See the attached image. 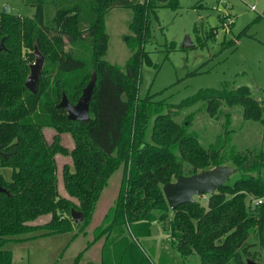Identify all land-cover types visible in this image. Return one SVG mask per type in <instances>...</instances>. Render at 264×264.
Returning <instances> with one entry per match:
<instances>
[{"label": "trees", "instance_id": "16d2710c", "mask_svg": "<svg viewBox=\"0 0 264 264\" xmlns=\"http://www.w3.org/2000/svg\"><path fill=\"white\" fill-rule=\"evenodd\" d=\"M86 3V9L78 4L59 8L46 23L43 0H36L31 18L0 12L5 48L0 52V264H11V253L3 249L8 242L71 231L75 225L71 210L81 213L77 226L84 229L108 178L119 167L116 197L93 231V242L104 236L99 264H154L140 251L137 239H149L150 226L157 222L165 224V243L177 259L194 255L197 264L256 261L247 239L252 231L264 248V182L247 172L257 163L264 164V150L229 155L231 168L240 175L207 196L205 207L193 200L170 211L161 192L163 184L179 175L224 162L223 146L204 148L187 133L184 123L161 111L163 102L152 101L150 95L137 96L141 64H150L143 50L149 37L148 20L155 17L157 8L177 9V0ZM112 7L132 13L131 36L126 40L131 56L123 70L103 59L108 41L103 18ZM210 32L206 39L213 38ZM35 53L42 65L35 92L30 93L24 82ZM91 76L95 82L88 119L67 120L65 112L55 107L61 94L74 104ZM197 102L205 103L209 117H215L222 105L239 107L244 121L260 122L264 114L247 87L199 90L173 108ZM44 129L53 131L50 142L44 139ZM63 134L72 142L70 150L60 143ZM56 156L70 159V165L60 170L68 198L57 190ZM247 197L262 201L250 209ZM41 216H48V221L31 224ZM125 228L132 241L123 236ZM39 231L42 234H36Z\"/></svg>", "mask_w": 264, "mask_h": 264}, {"label": "rangeland", "instance_id": "374dc122", "mask_svg": "<svg viewBox=\"0 0 264 264\" xmlns=\"http://www.w3.org/2000/svg\"><path fill=\"white\" fill-rule=\"evenodd\" d=\"M35 3L36 0H0V12L5 9L11 15L31 18ZM74 4L86 9L87 3L86 0H43L44 23L52 19L57 9ZM177 5L174 11L157 8L155 17L150 16L148 20L149 37L143 50L150 64H141L137 96L143 98L150 95L152 101L163 102L161 111H169L176 123H184L187 133L196 136L204 148L210 145L223 146L220 153L224 159L223 165L231 167L232 162L227 160L229 155L245 150L254 155L264 150V114L260 122H252L242 119L239 107L222 105L215 117H209L204 102L179 109L173 106L194 96L199 90L247 87L249 97L264 108V0H177ZM131 16L129 9L112 7L103 18L104 32L108 37L103 59L120 70H123L131 56V44L126 41L131 36L128 30ZM257 17L260 19L256 20ZM210 30L213 38L206 39L204 36ZM184 38L189 41L187 47H181ZM228 42L229 45L225 46ZM52 135V130H43L46 142H50ZM60 143L68 150L72 148L68 135H61ZM55 161L58 193L68 198L63 189L60 170L63 165H70V159L56 156ZM120 175L119 167L108 178L87 228L75 234L79 226L73 225L72 231L65 235L40 236L26 243L8 242L3 249L11 253V264H72L75 256L93 238L92 229L100 224L112 206ZM239 175L234 172L226 181L227 184H231ZM247 175L264 182V164L257 163ZM206 198V195H196L193 200L205 207ZM252 200L250 197L246 199L250 209ZM48 219V216H41L31 224L41 225ZM156 224L158 230L155 237L137 239V246L148 259L154 264H197L194 255L183 259L173 257L171 254L174 252L165 243V224ZM74 234L76 236L72 238ZM123 236L132 241L128 228L124 229ZM254 236L251 231L247 239L250 244L248 250L256 254V261L252 262L264 264V248L260 247ZM98 251L93 247L83 254L80 261L83 264L95 263ZM242 263L246 264V259H242Z\"/></svg>", "mask_w": 264, "mask_h": 264}, {"label": "water", "instance_id": "95a60500", "mask_svg": "<svg viewBox=\"0 0 264 264\" xmlns=\"http://www.w3.org/2000/svg\"><path fill=\"white\" fill-rule=\"evenodd\" d=\"M3 12L7 13L5 9ZM3 39L4 38L0 39V52L5 50ZM187 46H189V41L187 38H184L181 47ZM41 65L42 59L38 53H35L34 62L29 65V74L24 82V87L30 93L35 92ZM94 82L95 78L91 76L86 85L82 88L80 96L74 104H70L65 96L61 94V98L55 107L65 112L67 120L86 121L88 119V104ZM234 172L235 170L230 166L218 165L210 169L201 170L189 176L179 175L173 181L163 184L161 192L168 209L173 211L181 204L193 202V197L196 195H212ZM70 219L73 224L77 225L82 222V215L80 212L71 210ZM246 264L255 263L246 260Z\"/></svg>", "mask_w": 264, "mask_h": 264}, {"label": "crops", "instance_id": "0c3cea01", "mask_svg": "<svg viewBox=\"0 0 264 264\" xmlns=\"http://www.w3.org/2000/svg\"><path fill=\"white\" fill-rule=\"evenodd\" d=\"M117 190H118V189H117ZM94 209H95V207H94ZM93 211H94V210H93ZM92 215H93V213H92ZM91 217H92V216H91ZM102 219H103V217H102ZM102 219H101V221H102ZM90 221H92V219H90ZM101 221H100V223H101ZM89 223H90V222H89ZM89 225H90V224H88L85 228H87ZM100 225H101V224H99L98 226H100ZM98 226H96V227H94V228L92 229V231H91L92 234H93L94 229H96ZM85 228H84V229H85ZM157 228H158V226H157L156 223H153V224L150 226V234H151L150 238L155 237V236L157 235V233H156V230H158ZM72 229H73V228H72ZM84 229L77 231V233H75V234L80 233V232L83 231ZM71 231H72V230H71ZM71 231H69V233H70ZM67 233H68V232H67ZM67 233H63V234L65 235V234H67ZM75 234L72 236V238H73L74 236H76ZM51 236H53V235H51ZM51 236H43V237L46 238V237H51ZM159 237H160V236H159ZM41 238H42V237H41ZM72 238H71V240H72ZM150 238H149V239H150ZM27 241H29V240H23L22 242H23V243H26ZM22 242H21V243H22ZM103 243H104V236L101 237L100 239L94 241V242H93V238H92L90 242H87V244H86V246L84 247V249H83L82 251L79 252L81 255H80V258L78 259V261L76 262V264H83V262L80 261L81 257L83 256L84 253H86L88 250L90 251V249H92L93 247H94V248L96 247V249L99 250V251H98V257H97L95 263L87 262V263H85V264H99V260H100V250H101V247H102ZM79 253H78V254H79ZM76 256H77V255H76ZM72 264H73V262H72Z\"/></svg>", "mask_w": 264, "mask_h": 264}, {"label": "built area", "instance_id": "2783aa9c", "mask_svg": "<svg viewBox=\"0 0 264 264\" xmlns=\"http://www.w3.org/2000/svg\"><path fill=\"white\" fill-rule=\"evenodd\" d=\"M250 9H251V10H254V7H251ZM261 201H262L261 198H259V199H253V200H252V204H253L254 206H257V205H259V204L261 203Z\"/></svg>", "mask_w": 264, "mask_h": 264}]
</instances>
